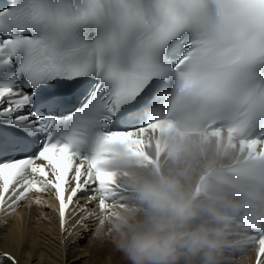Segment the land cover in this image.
<instances>
[{
    "label": "bare ground",
    "instance_id": "1",
    "mask_svg": "<svg viewBox=\"0 0 264 264\" xmlns=\"http://www.w3.org/2000/svg\"><path fill=\"white\" fill-rule=\"evenodd\" d=\"M232 158L212 143L204 148L191 143L177 164L163 166L162 181L149 165L134 170L129 189L131 199L137 194L132 204L138 210L96 221L86 244L91 227H72L69 218L62 234L49 194L38 200L31 196V208L20 214L3 208L0 264H225L223 240L212 232L216 227L205 216L209 204L196 187L216 162ZM107 229L114 235L105 240ZM130 230L135 232L131 244L125 237Z\"/></svg>",
    "mask_w": 264,
    "mask_h": 264
},
{
    "label": "rangeland",
    "instance_id": "2",
    "mask_svg": "<svg viewBox=\"0 0 264 264\" xmlns=\"http://www.w3.org/2000/svg\"><path fill=\"white\" fill-rule=\"evenodd\" d=\"M96 228H97V227L91 228L90 232L87 233L86 239L84 240L83 244H86V243H87V240L89 239V237H90L91 235L95 234V232H96ZM108 230H109V229L103 231V233H104V239H105V236H106V237L109 236V237H107V238L110 239V237H111L112 235H114V234H112L111 230H110V231H108ZM132 232H133V231L128 232V233H126V235H125L126 238H129V241H128L129 244H131V241H130L131 238H130V237L133 236ZM133 233H135V232H133ZM109 239H108V240H109ZM105 240H107V239H105Z\"/></svg>",
    "mask_w": 264,
    "mask_h": 264
}]
</instances>
